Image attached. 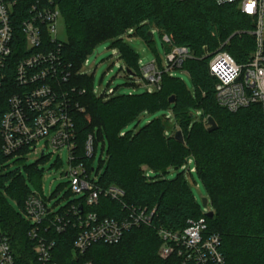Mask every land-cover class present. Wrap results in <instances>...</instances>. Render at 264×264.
<instances>
[{
    "label": "trees",
    "instance_id": "obj_1",
    "mask_svg": "<svg viewBox=\"0 0 264 264\" xmlns=\"http://www.w3.org/2000/svg\"><path fill=\"white\" fill-rule=\"evenodd\" d=\"M52 1L66 20L68 40L63 42L61 52L71 72L65 87L77 105L76 154L83 158L89 135H93L97 148L102 142L107 161L101 160L97 170L92 161L84 163L89 172L94 170L100 190L117 188L123 193L117 199L102 195L100 204L85 213L123 221L131 210L154 211L150 224L128 229L118 244H94L84 255L74 251L80 229L71 227L64 234L54 233L56 262L183 264L177 255L160 257L163 242L158 230L181 231L189 220L204 217L209 232L221 237L224 264H264V113L259 104L236 113L219 107L215 98L217 80L209 70V62L218 51L228 52L239 64L248 60L255 50L250 34L253 20L236 5H218L215 0ZM154 31L162 39L167 35L175 45L191 50L194 58L182 69L189 72L195 95L182 80L166 72L159 91L98 97L92 77L82 73L94 48L115 41L128 70L138 73V55L123 42V36L132 32L152 47ZM9 84L12 79L6 86ZM6 86L0 90V122L11 93ZM171 97H175L174 104L169 103ZM159 112L165 114L137 131L125 132L142 115ZM209 117L218 126L213 132L206 125ZM178 131H182L184 143L176 141ZM1 147L0 135L1 224L10 237L17 264H38L35 244L28 237L31 226L23 215L31 190L22 173L7 172L5 164L13 157H5ZM186 166L188 174H196L205 186L213 218L202 214L195 203ZM25 168L39 185L37 167ZM170 169L183 172L168 180Z\"/></svg>",
    "mask_w": 264,
    "mask_h": 264
},
{
    "label": "built area",
    "instance_id": "obj_2",
    "mask_svg": "<svg viewBox=\"0 0 264 264\" xmlns=\"http://www.w3.org/2000/svg\"><path fill=\"white\" fill-rule=\"evenodd\" d=\"M215 1L218 5H236L243 15L251 18L254 30L250 34L255 39V50L243 64L226 51H218L211 58L210 74L217 80L216 102L231 113L259 104L264 113V0ZM61 15L52 0H0V90L12 79V84L6 86L11 93L7 111L0 122L2 153L5 157L25 158L43 139L47 146L42 157L49 155L48 146L56 150L67 148L69 168L65 176L69 179V191L81 196L59 213L48 208L38 190L30 192L26 198L23 215L31 226L28 237L35 244L38 264H58L55 260L56 242L52 238L54 233L64 234L71 227L80 229L74 251L84 255L97 243L118 244L128 229L150 224L154 214V211L149 214L146 210H131L127 219L117 221L101 219L92 212L85 213L100 204L102 195L117 199L123 193L117 188L100 190L95 184L97 176L92 177L94 170L88 171L84 161H93L97 152L93 135L86 140L83 158L76 154L74 107L77 105L73 104L65 87L71 72L61 52L63 41L57 34ZM163 41L169 48L168 69L164 70L159 63L153 62L141 70L154 91L161 89L164 73L182 69L186 61L194 58L189 48L175 45L171 37L165 35ZM114 95V90L108 92L109 97ZM158 236L163 242L160 250L163 259L177 255L183 264L225 263L221 237L209 232L204 217L189 220L181 231L160 228ZM0 264H17L10 237L1 220Z\"/></svg>",
    "mask_w": 264,
    "mask_h": 264
},
{
    "label": "rangeland",
    "instance_id": "obj_3",
    "mask_svg": "<svg viewBox=\"0 0 264 264\" xmlns=\"http://www.w3.org/2000/svg\"><path fill=\"white\" fill-rule=\"evenodd\" d=\"M57 34L58 38L67 42L68 34L66 29V20L61 15L57 22ZM154 43L152 47L141 38L134 35L132 32L126 33L123 36V42L130 46L138 55V64L140 71L134 75L127 73L128 65L125 59L120 54V49L116 45L115 41L108 40L97 45L92 53L88 56V63H84L82 66V73L92 77L94 93L98 97H109L108 92L115 91L116 95H140L144 93L154 92V87L146 81V76H143L141 70L150 63L157 62L164 70L168 69L167 61V45L164 43L160 34L157 31L153 32ZM160 67V68H161ZM170 76L182 80L187 89L195 95V85L189 72L185 69H175L169 72ZM164 112H159L156 115L144 114L139 119L129 125L127 131H137L144 127L151 120L156 119L164 115ZM169 114L170 113H166ZM201 113L198 112V117ZM170 117V116H169ZM173 125V121L170 123ZM98 130L96 129V133ZM106 139V138H105ZM107 142V140H106ZM108 144V142H107ZM47 141L45 139L39 141L30 149V153L25 158L22 156H16L10 159L6 164L7 172H20L26 180L31 192L37 190L44 197V200L48 208L53 209L55 213H59L62 210L67 209L70 204L77 201L81 196H75L69 191V179L65 176V173L69 168V153L67 148L54 149L48 146L49 155L42 157V151L46 148ZM102 142H99L97 152L93 159V167L98 169L101 160L107 161V153L103 151ZM24 159V160H23ZM36 166L40 172V183L36 184L34 179L28 173L25 167ZM188 166L184 168L186 171V177L189 181L190 188L192 190L195 203L201 208L202 214H207L211 211V205L208 203L207 208L203 207V200L208 198V193L201 182L200 178L194 174L193 177L187 172ZM183 172L170 169L166 175V179L172 180L176 178L177 174ZM150 173V171H147ZM96 175H92L93 179ZM12 204L17 207L16 202Z\"/></svg>",
    "mask_w": 264,
    "mask_h": 264
},
{
    "label": "water",
    "instance_id": "obj_4",
    "mask_svg": "<svg viewBox=\"0 0 264 264\" xmlns=\"http://www.w3.org/2000/svg\"><path fill=\"white\" fill-rule=\"evenodd\" d=\"M151 35L153 36L152 33H151ZM127 73H128L129 75H134V74L131 73L129 70H127ZM169 103H170V104H174V103H175V97H171V98L169 99ZM206 125H207V127H208V131H209V132H213V131L217 130V128H218V126H217L215 120H214L212 117H209V118L207 119V124H206ZM175 139H176V141H178V142H180V143H184V138H183V133H182V131H178V132H176V134H175ZM207 206H208V199H204V200H203V207H204V208H207ZM206 215H207V217H209V218H213L214 213H213V212H209V213H207Z\"/></svg>",
    "mask_w": 264,
    "mask_h": 264
},
{
    "label": "snow or ice",
    "instance_id": "obj_5",
    "mask_svg": "<svg viewBox=\"0 0 264 264\" xmlns=\"http://www.w3.org/2000/svg\"><path fill=\"white\" fill-rule=\"evenodd\" d=\"M249 10H251V7L249 8Z\"/></svg>",
    "mask_w": 264,
    "mask_h": 264
}]
</instances>
